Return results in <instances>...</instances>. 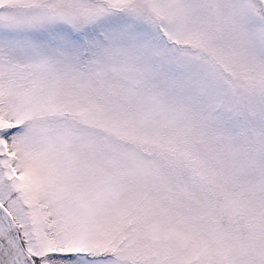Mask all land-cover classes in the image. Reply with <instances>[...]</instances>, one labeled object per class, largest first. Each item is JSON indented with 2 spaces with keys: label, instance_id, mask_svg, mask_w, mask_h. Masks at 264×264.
<instances>
[{
  "label": "snow or ice",
  "instance_id": "6c2138e0",
  "mask_svg": "<svg viewBox=\"0 0 264 264\" xmlns=\"http://www.w3.org/2000/svg\"><path fill=\"white\" fill-rule=\"evenodd\" d=\"M0 264H264V0H0Z\"/></svg>",
  "mask_w": 264,
  "mask_h": 264
}]
</instances>
